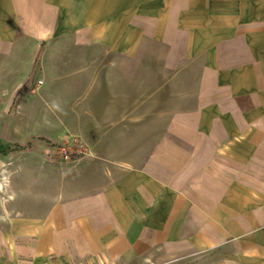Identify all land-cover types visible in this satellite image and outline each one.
<instances>
[{"label":"crops","instance_id":"crops-1","mask_svg":"<svg viewBox=\"0 0 264 264\" xmlns=\"http://www.w3.org/2000/svg\"><path fill=\"white\" fill-rule=\"evenodd\" d=\"M167 1L174 2L168 5L169 14L176 13L179 0ZM181 1L184 43L180 51L185 64L200 69L205 102L199 122L192 116L184 118L186 128L193 132L184 134L183 145L176 144V133L170 129L162 139L148 138L153 141L151 147L144 154L140 152L148 158L130 171L96 160L87 178L64 180L41 174L34 186L16 175L38 172L41 168L31 163L42 164V156L27 153L30 165L19 168L7 165L5 158L12 156L3 158L9 150L0 151V264H83L91 259L100 264H163L166 260L183 264L203 252L191 243L192 237L210 235L211 248L218 249L225 245V238H239L247 231L264 252V210H250L242 223L236 196L242 184L238 179L241 171L264 172V0ZM125 2L114 3L113 12L118 15L114 28L112 12L105 24L119 30L120 36L105 35L98 41L94 33L80 37L81 29L92 28L80 24V0H0V58L26 51L25 46L36 57L43 43L65 41L79 47L82 41L109 46L110 53L105 56L110 66L105 69L103 87L106 107L113 112L103 117V124L110 126L104 132L106 141L127 135L125 126L129 124L145 125L142 117L127 115L133 105L143 109V102L142 91L129 80L133 75L128 68V40L123 34L128 29L126 14L132 10ZM173 18L168 15L169 43H173ZM150 28L152 40L157 39L159 34L154 31L159 24ZM117 45L118 53H112L117 48L112 46ZM113 59L119 61L114 67ZM195 129L198 132L194 133ZM128 155L110 147L103 156ZM197 159L200 166H208L209 173H214L202 187L215 189L214 195L195 196L187 182L183 187L173 184L176 166L186 168ZM10 171L16 173L12 182L5 179ZM136 171L145 176L136 186L140 198L122 190V184ZM242 188H264V181L254 179ZM2 194L14 197L4 201L10 214L1 204ZM259 203L264 205L262 200ZM5 235L14 239L17 250L9 249Z\"/></svg>","mask_w":264,"mask_h":264},{"label":"rangeland","instance_id":"rangeland-1","mask_svg":"<svg viewBox=\"0 0 264 264\" xmlns=\"http://www.w3.org/2000/svg\"><path fill=\"white\" fill-rule=\"evenodd\" d=\"M95 1L80 0V24L92 27L81 29L80 37L91 36L94 33L96 40L102 41L105 35L120 36V31L113 29L114 18L118 17L114 12L108 14L97 25L85 22ZM126 1L128 10L133 11L126 14L128 29H125L123 34L128 40L126 50L128 68L133 75L129 80L137 84L139 91H142L140 95L143 102V109L135 108L133 105L128 108L127 115L142 117L145 125L125 126L129 133L122 135V138L106 141L104 135L105 129L110 126L103 124V117L113 112L106 107L103 87L104 72L110 66L109 59L105 56L107 52L110 53L108 45L88 44L82 41L79 47L65 41L53 45L47 43L41 45L36 57L33 56L32 49L25 46L26 51L16 52L15 56L9 59L0 58V151H10L13 144L27 142L34 137H40L39 135L52 139L56 144L50 146L37 140L35 148L31 151L13 153L10 151L2 155L3 158L12 156L9 157L10 160L5 158L7 165L15 164L19 165V168L30 165L27 153L35 154L38 158L42 156V164L35 161L31 163L41 168L38 172L16 175L21 182L24 179L34 186L36 181L41 179V174L53 179L62 177L64 180L72 176L87 178L90 174L89 168L96 160L102 161L106 166L119 165L122 170L127 168L126 170L130 171L136 163L148 158L140 153L141 151L143 154L146 153V149L151 147L153 141H147L148 138L152 140L159 136L162 139L170 129L176 133V144L183 145L184 134L193 132V129L186 128L184 118L192 116L195 122H199L198 118L205 104L201 97L202 76L198 67L190 66L189 62L185 64L180 51L184 43V28L181 27L184 22L183 2L181 0L176 2V13L169 14L168 5L171 7L174 4L172 1L169 3L167 0ZM64 2L66 3V0ZM111 14L113 28L107 27L104 31L103 27ZM168 15L174 17L173 43L168 42ZM154 23L159 24V29L154 31L159 34L156 36L159 41L151 38L153 28L150 27ZM136 25L140 27H135ZM112 47L117 48L111 52L118 53L119 45ZM113 58L116 59L114 56ZM114 59L112 67L119 63L114 62ZM32 64L35 66L33 71H30ZM205 114L210 115L207 112ZM135 128L144 130L136 133L133 131ZM196 132L198 130L195 129L194 133ZM193 142L196 145L199 143L198 140ZM110 147L122 149V152L130 155L121 158L104 157L105 149ZM86 148H89L88 154L82 155L81 151ZM13 158L15 159L12 160ZM120 160L131 165L116 162ZM198 160L196 164L193 163L186 168L182 167V164L177 165L173 184L183 187L187 182L195 196L214 195L215 189H202L205 183L209 184L207 179L214 176V173H209L208 166H200ZM255 173L241 171L238 177L242 184L240 189L236 190L238 193L236 196L240 201L237 213L242 223L251 213L250 210H264V205L259 203L261 200L264 202V188H256L257 190L242 188L244 183L250 185L254 179L264 181V172ZM15 174V171H10L5 179L12 182ZM251 196L257 199L254 201ZM212 224L214 227V222ZM212 231L214 230L209 226L208 232ZM212 240L213 237L210 235L192 237L191 243L197 245L195 247L197 251L203 252L201 255H194L191 261L183 264H264V252L255 242L251 232L247 231V234L239 238H225V245L218 249L211 248ZM238 246H241L238 252H225ZM169 262L166 260L162 263ZM83 264L100 263H95L91 259Z\"/></svg>","mask_w":264,"mask_h":264},{"label":"bare ground","instance_id":"bare-ground-1","mask_svg":"<svg viewBox=\"0 0 264 264\" xmlns=\"http://www.w3.org/2000/svg\"><path fill=\"white\" fill-rule=\"evenodd\" d=\"M115 2H116V0H96L94 5L91 8V12H89V15L86 16L85 22H87V24H95V25L102 22L108 14H110L111 12H113L115 10V8H114ZM103 29H104V31L106 30V25H104ZM238 138L242 140V137H238ZM143 179H145V176L142 173H140L138 171L133 172L132 175L129 177V179H127L122 184L123 192L128 194V195H133V196L140 198L141 196L137 192L136 186ZM3 185H2V187H3V190L5 192V188ZM6 197L12 198V199H14V197H12V195L5 196L4 194H2V196H1L2 203L1 204L3 205V208L7 211L5 203H4ZM7 212H8V214H10L9 211H7ZM51 225H53V222ZM51 225L48 227L47 234H50ZM3 238H4V240H5V242L8 245L10 250L11 249H13V250L18 249L16 242L14 241V239L10 235H5ZM199 244H200V242H199ZM52 250H54V248H52ZM39 256H40V254H39Z\"/></svg>","mask_w":264,"mask_h":264},{"label":"trees","instance_id":"trees-1","mask_svg":"<svg viewBox=\"0 0 264 264\" xmlns=\"http://www.w3.org/2000/svg\"><path fill=\"white\" fill-rule=\"evenodd\" d=\"M43 45H45V43H43ZM40 59L37 61L39 63ZM36 71V69L34 70V72ZM26 87V86H25ZM41 141L45 144H48L50 146H54L56 144H54V141L46 136H40V137H34L30 140H28L27 142H17L15 144L12 145V148L10 149V151L12 152H21V151H31L35 148V143L36 141Z\"/></svg>","mask_w":264,"mask_h":264},{"label":"built area","instance_id":"built-area-1","mask_svg":"<svg viewBox=\"0 0 264 264\" xmlns=\"http://www.w3.org/2000/svg\"><path fill=\"white\" fill-rule=\"evenodd\" d=\"M88 151H89V148H86V150H82L81 151V154H88ZM91 154V152H89ZM80 157V156H79Z\"/></svg>","mask_w":264,"mask_h":264}]
</instances>
